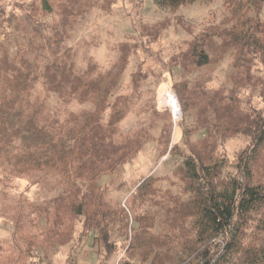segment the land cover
Wrapping results in <instances>:
<instances>
[{
    "label": "trees",
    "instance_id": "16d2710c",
    "mask_svg": "<svg viewBox=\"0 0 264 264\" xmlns=\"http://www.w3.org/2000/svg\"><path fill=\"white\" fill-rule=\"evenodd\" d=\"M152 1L176 12L215 0ZM99 6L0 0V221L12 226L11 238H0V264H39L56 248L80 249L90 235L107 256L125 242L119 264H264V0H226L220 21L198 31L176 20L191 38L161 63L173 78L183 138L169 148L171 130L164 128L158 141L162 156L173 160L169 181L177 191L149 176L124 204L98 180L121 169L149 138L146 130L120 128L140 109L143 63L131 74L132 92L118 91L139 48L168 28H133L140 39L118 44L109 69L91 57L81 67L71 40ZM14 20L11 35L3 26ZM227 57L231 72L220 80ZM50 95L58 99L54 110ZM84 105L92 109L72 110ZM145 111L170 122L155 103ZM237 138L245 146L231 160L226 147ZM19 181L53 196L13 198Z\"/></svg>",
    "mask_w": 264,
    "mask_h": 264
},
{
    "label": "rangeland",
    "instance_id": "374dc122",
    "mask_svg": "<svg viewBox=\"0 0 264 264\" xmlns=\"http://www.w3.org/2000/svg\"><path fill=\"white\" fill-rule=\"evenodd\" d=\"M100 6L94 8L87 17V20L78 26L74 32L71 45L77 49V63L85 67L88 58L91 57L103 69H109L118 58L115 47L125 41L139 40L140 33H135L133 28H168L161 32V36L149 47L139 48L138 55H135L127 68L122 79L118 94H129L132 92L131 74L137 71L138 65L142 64L143 72L147 78L141 84V105L137 112L129 115L120 125L122 131L143 129L148 131L149 138L142 144L136 153L118 171L101 176L98 184L109 188L110 197L115 202L125 203L137 183L149 176L162 179V189L177 191L170 183L171 174L174 169L172 159L167 154L162 156L161 152L165 146L159 142L164 128L171 130V142L168 145L172 148L183 138L182 116L175 121L171 109L165 108L159 101V95L164 89L173 91V78L170 73L162 68L161 61H166L172 54L173 48L183 45L189 40L190 35L183 27L177 24L176 20L181 16L185 22L190 23L192 28L198 31L204 25L219 22L224 13V2L226 0H215L211 3L196 2L192 6L181 8L176 12L160 9L152 0H93ZM103 4V8L101 7ZM53 17H49L51 22ZM18 21L6 24L5 31L14 34ZM87 58V59H86ZM231 72L230 59L227 57L219 66L217 76L220 80ZM42 91V85L35 86L33 96ZM176 95V94H175ZM177 97V96H176ZM178 99V98H177ZM179 102V101H178ZM155 103L158 114H169L170 122L162 116L145 111ZM48 105L51 110L58 107L56 95H50ZM180 105V104H179ZM181 108V107H180ZM91 110L90 105L76 106L72 110ZM202 133L195 135L200 138ZM245 139L237 138L231 141L226 149L231 158L234 159L237 151L245 146ZM165 178H167L165 180ZM123 187H119L120 185ZM12 191L13 198L23 195L31 202H41L53 196V193L40 192L38 188L29 186L25 181L16 182ZM132 191V192H131ZM12 226L9 223L0 221V238H11ZM129 236H131L129 234ZM113 240H121L117 233H113ZM81 248L76 250L73 245L64 248H56L49 253L47 259L38 261L39 264H119L124 258L128 245L119 242L117 250L107 256L103 248L93 242V235L87 237ZM42 256V255H40Z\"/></svg>",
    "mask_w": 264,
    "mask_h": 264
},
{
    "label": "bare ground",
    "instance_id": "6f19581e",
    "mask_svg": "<svg viewBox=\"0 0 264 264\" xmlns=\"http://www.w3.org/2000/svg\"><path fill=\"white\" fill-rule=\"evenodd\" d=\"M159 101L163 107L169 108L173 111L176 122L180 120L179 104L172 90L164 89L159 95Z\"/></svg>",
    "mask_w": 264,
    "mask_h": 264
},
{
    "label": "water",
    "instance_id": "95a60500",
    "mask_svg": "<svg viewBox=\"0 0 264 264\" xmlns=\"http://www.w3.org/2000/svg\"><path fill=\"white\" fill-rule=\"evenodd\" d=\"M175 97H176V95H175ZM176 100H177V102H178V99H177V97H176ZM178 104H179V102H178ZM179 114H180V117H181V116H182V112H181L180 105H179Z\"/></svg>",
    "mask_w": 264,
    "mask_h": 264
}]
</instances>
